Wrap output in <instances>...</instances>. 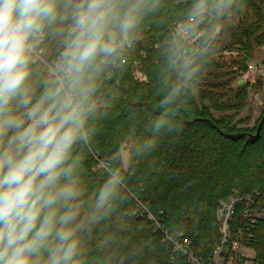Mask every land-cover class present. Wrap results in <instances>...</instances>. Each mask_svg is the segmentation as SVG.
<instances>
[{"label":"trees","instance_id":"trees-1","mask_svg":"<svg viewBox=\"0 0 264 264\" xmlns=\"http://www.w3.org/2000/svg\"><path fill=\"white\" fill-rule=\"evenodd\" d=\"M194 3L148 0L131 45L92 73L95 110L86 125L89 137L74 146L76 175L84 191L82 216L95 214L80 233V264H190L187 255L175 251L176 241L211 264L221 239V201L240 194L264 208V126L255 142L227 136L256 133L264 112L254 125L242 126L235 114L241 101L228 105L222 92L234 90L232 82L248 70L254 46L264 44V0H223L191 35L204 32L197 40L199 50L184 41L176 45L172 35L176 23L186 22ZM232 17L239 22L226 47L239 54L220 61ZM220 23L223 30L211 41ZM61 26L58 21L47 30L45 47ZM59 48L60 41L52 59ZM48 72L38 62L32 66L30 83L37 95ZM184 78L205 82L199 97ZM248 86H238L237 97H245ZM173 88L179 92L162 108L160 101ZM162 116L165 123L157 130ZM124 151L129 154L128 168ZM109 174H116L119 182L108 204L96 212L98 190ZM251 200L237 206L229 245L243 235L255 260L264 264V220L250 223L245 216Z\"/></svg>","mask_w":264,"mask_h":264},{"label":"clouds","instance_id":"clouds-1","mask_svg":"<svg viewBox=\"0 0 264 264\" xmlns=\"http://www.w3.org/2000/svg\"><path fill=\"white\" fill-rule=\"evenodd\" d=\"M222 4L195 0L177 37L188 39ZM147 8L148 0H0V264H80V233L95 214L82 216L74 146L89 137L92 73L131 45ZM58 21H68L57 31L63 51L37 95L32 66ZM118 182L109 174L100 186L96 212Z\"/></svg>","mask_w":264,"mask_h":264},{"label":"built area","instance_id":"built-area-1","mask_svg":"<svg viewBox=\"0 0 264 264\" xmlns=\"http://www.w3.org/2000/svg\"><path fill=\"white\" fill-rule=\"evenodd\" d=\"M182 24V22L176 23L173 28L172 35L174 36L175 43L178 45L180 41H184L188 44H191L199 50L201 47L198 44L197 40L201 37L199 32L197 36H189L188 39H181L177 37V29ZM60 50L56 57L51 58V52L53 49L45 47L43 44L47 42V33L40 44L37 51L40 53L36 62L44 65L48 70L55 66L58 62L59 57L63 51L62 37L60 38ZM58 41V43H59ZM232 54H239L238 50H231ZM183 54V53H182ZM136 66L139 67V63L136 62ZM257 66L253 63V60L248 62V70L256 69ZM138 69V68H137ZM137 76L142 77L141 73L137 71ZM143 78V77H142ZM250 79L249 73H247L244 81ZM245 199L251 200L249 196H244L240 194H233L228 199L222 200L218 209V218L221 224V239L215 248L211 264H259L255 260V252H250L254 249L250 246V243H245L242 240V236L232 241L229 245V239L231 238V222L234 214L236 213L237 206ZM254 202L251 200L248 206L245 208V216L249 219L250 223H255L258 220H264V208H258L253 205ZM175 251H182L185 255L188 256L190 264H205L204 260L201 257H198L190 248L185 247L180 241L175 242Z\"/></svg>","mask_w":264,"mask_h":264},{"label":"rangeland","instance_id":"rangeland-1","mask_svg":"<svg viewBox=\"0 0 264 264\" xmlns=\"http://www.w3.org/2000/svg\"><path fill=\"white\" fill-rule=\"evenodd\" d=\"M239 18L232 17L229 19V26L224 31V36L222 39V45L223 49L221 51V55L217 57L218 60H228L230 59L231 55L235 56L236 54L230 53V49L227 48V44L229 43V40L231 38L232 32L235 29V26L238 24ZM66 26V25H64ZM63 27V25L61 26ZM223 25L220 23L218 24L211 41L216 38L221 31L223 30ZM58 31V30H57ZM61 36L56 34L54 35L53 39L48 44V48L53 49L60 40ZM210 41V42H211ZM226 47V48H225ZM224 55V56H223ZM253 63L257 66L256 69L247 70L243 72L241 75H237L236 79L232 82V86L234 90L226 89L225 92L226 95L224 97L225 103L228 105H233L241 101L242 108L235 110L236 119L243 121L242 126H252L254 125L258 119L262 116L264 112V44L263 45H255L254 46V53H253ZM247 73L250 75V79H247L244 81L248 82V89H247V95L245 97L240 98L237 97V87L242 85L239 83V81L243 78H246ZM209 79V78H208ZM183 83L188 85L192 91L196 94L197 97H199L200 92L199 89L204 87L205 82L202 80H193L192 78H184L182 79ZM232 112V111H229ZM217 116H219L218 113H215ZM123 161L126 168L129 167V154L127 151L123 152ZM250 252H255L251 250Z\"/></svg>","mask_w":264,"mask_h":264},{"label":"water","instance_id":"water-1","mask_svg":"<svg viewBox=\"0 0 264 264\" xmlns=\"http://www.w3.org/2000/svg\"><path fill=\"white\" fill-rule=\"evenodd\" d=\"M240 84L244 83V79L242 78L239 81ZM264 126V115L263 118L258 126V129L256 131V133H252V132H238V133H233V134H227L228 137L232 138V139H240V138H245L246 142H255L256 140H258L261 137V132H262V128Z\"/></svg>","mask_w":264,"mask_h":264}]
</instances>
